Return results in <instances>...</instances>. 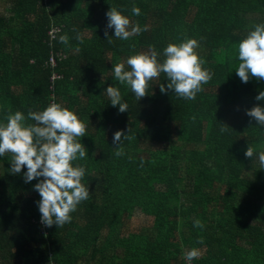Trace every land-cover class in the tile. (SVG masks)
I'll return each instance as SVG.
<instances>
[{"label": "trees", "instance_id": "1", "mask_svg": "<svg viewBox=\"0 0 264 264\" xmlns=\"http://www.w3.org/2000/svg\"><path fill=\"white\" fill-rule=\"evenodd\" d=\"M111 7L147 30L120 40L108 29L109 43ZM257 23L264 0H0V122L53 101L75 111L88 155L74 164L89 188L70 223L47 227L34 190L42 178L25 183L26 167L11 174V154L0 157V264H188L193 247L202 255L191 264H264V169L245 156L249 145L264 151V126L246 114L264 107V80L244 83L235 71L238 43ZM186 37L212 73L195 100L161 93L163 73L139 101L115 80L116 63L150 47L162 61ZM108 86L127 111L111 105ZM120 130L132 138L117 157Z\"/></svg>", "mask_w": 264, "mask_h": 264}, {"label": "clouds", "instance_id": "2", "mask_svg": "<svg viewBox=\"0 0 264 264\" xmlns=\"http://www.w3.org/2000/svg\"><path fill=\"white\" fill-rule=\"evenodd\" d=\"M131 11L135 16L141 13L136 6ZM106 16L108 23L104 35L109 43H112V37L108 35V29L114 28V36L120 40H128L147 30L133 24L117 7H111ZM76 39L82 43L83 34L77 33ZM59 40L63 44L69 43L67 34L60 35ZM198 47L196 39L187 37L178 44L169 43L163 50L162 61L159 59L161 53L150 47L113 65L114 78L121 85L129 86L139 101L148 95L149 82L163 73L168 83L166 87L160 84L161 93L173 90L179 98L195 100L197 94L204 90L203 85L212 79L211 71L203 66L206 61L196 51ZM237 49L240 63L235 71L241 81L247 83L250 78L264 80V23L254 24L252 30L239 41ZM105 92L113 107L119 106L121 113L128 110L129 105L123 101L118 87L108 86ZM256 100L264 101V91L256 96ZM246 114L258 125L264 126V107L256 105ZM29 120L34 123H28ZM5 121L0 122V157L11 154V174H20L26 167L27 171L23 174L25 183L42 178L34 185L40 196L37 204L41 223L58 228L70 223L71 213L89 198V188L82 183L85 167L74 164L88 155L79 139L86 135L87 125L75 111L55 101L42 111L30 108L27 116L21 111L9 112ZM219 124L221 132L228 130V125ZM131 138L123 130L114 133L112 143L116 145L117 157L125 154L122 141ZM245 156H256L261 169H264V151L257 153L249 145ZM194 227L203 229L204 224L197 219ZM197 243L203 244V238ZM201 255V249L193 247L184 253V259L190 264Z\"/></svg>", "mask_w": 264, "mask_h": 264}, {"label": "built area", "instance_id": "3", "mask_svg": "<svg viewBox=\"0 0 264 264\" xmlns=\"http://www.w3.org/2000/svg\"><path fill=\"white\" fill-rule=\"evenodd\" d=\"M50 62H51V64H54L53 58H50ZM188 264H189V262H188Z\"/></svg>", "mask_w": 264, "mask_h": 264}]
</instances>
